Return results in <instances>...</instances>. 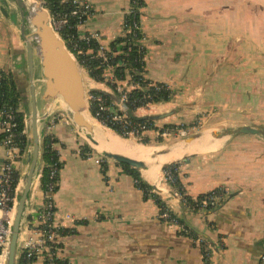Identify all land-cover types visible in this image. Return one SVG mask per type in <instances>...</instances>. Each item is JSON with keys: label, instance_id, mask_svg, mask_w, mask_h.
<instances>
[{"label": "crops", "instance_id": "obj_1", "mask_svg": "<svg viewBox=\"0 0 264 264\" xmlns=\"http://www.w3.org/2000/svg\"><path fill=\"white\" fill-rule=\"evenodd\" d=\"M88 1L92 11L80 28L95 32L97 40L111 49L110 42L124 35L123 19L129 0ZM142 1L139 21L145 46L143 74L169 84L173 95L168 101L152 102L135 111L166 113L154 119L162 127L166 124L167 128H175L182 123L190 128L200 126L201 130L212 128L197 140L205 149L187 151L167 162H180L179 178L191 196L217 186H222L227 196L219 208L204 215L185 209L180 196L163 180L161 163L150 170L158 163L156 157L144 168H136L139 177L155 188L189 227L215 243L210 264H264V78L257 68H249L259 57L264 66L259 49L264 43V0ZM0 6V70L9 73L20 90L22 99L17 106L23 112L27 139L16 162L19 187L30 166L27 152L32 147L31 103L27 96L30 79L19 9L13 0L6 4L0 0ZM244 43L256 47L260 54L242 53L239 46ZM36 64L38 74L33 75V81L40 143L47 132H52L61 162L52 194L56 219L67 228L59 238L60 264H206L199 245L158 216L160 206L136 184L129 168L107 156L97 163L82 150V143L87 141L66 119L62 103L42 99V68L39 62ZM89 81L112 91L103 82ZM225 82L234 83L236 89L226 92ZM53 117L56 119L49 129ZM242 125L260 131L242 132L238 130ZM96 130L100 132L98 124L94 135ZM146 136L150 140L165 138L152 129ZM96 137L103 141L99 147L118 151L107 147L105 138ZM116 139L124 140L117 134ZM176 140L162 145H172ZM90 152L101 155L93 148ZM3 153L0 144V162ZM43 200V190L35 183L26 209L41 207ZM66 214L71 217L66 218ZM32 264L46 263L37 257Z\"/></svg>", "mask_w": 264, "mask_h": 264}, {"label": "built area", "instance_id": "obj_2", "mask_svg": "<svg viewBox=\"0 0 264 264\" xmlns=\"http://www.w3.org/2000/svg\"><path fill=\"white\" fill-rule=\"evenodd\" d=\"M43 2V0H40L42 5ZM72 3L73 7L69 11L63 12L59 17L52 18L51 16L52 25L58 32L67 24L70 16L76 18V34L75 36L72 34L73 39L71 41L72 48H75L76 52H81V49L78 48L79 40H88L89 38H93L97 41L98 46L95 53L93 55L91 54V56L99 57L103 65L102 76L104 79L99 82H103L104 84H106V82L114 84L113 90L119 96L122 103H126L128 101L130 91L135 88H139L142 90L145 104L136 107L134 109L136 110L139 107L152 103L151 100H148V98H150V93L148 92L149 87H154V89L157 90L159 88V82H161L170 88L169 84L166 82L149 79L144 74V82H140L138 79L134 80L133 70L136 69L131 66H126L123 70V76L117 77L113 66L107 62L109 58L108 54L112 53L111 49L97 40V34L95 32H85L80 28L92 11L90 2L88 0H72ZM140 7V0H129V6L124 12L123 31L124 34L127 33L134 42L139 44L140 49L144 52L142 57L144 58L145 46L142 43L143 36L140 27L139 15L138 18L132 16L136 10L140 12ZM127 15L131 16V20L128 23L125 21V17ZM129 49L130 47H127V50ZM86 52H92V49L88 48ZM79 65L87 72L84 66L80 63ZM85 99L88 108L93 106L94 102H97L98 106L96 115L102 117L99 119L96 115L93 116L104 125H106V121L116 124L121 130L120 132H116L121 136H132L140 139L146 136V132L148 130L152 129L158 136L165 137L175 130L180 133H185V130L190 128L188 126H182L183 128H167L156 125L155 121L152 126H149L147 122H135L123 111L120 105H116L113 102L109 103L100 94H94L88 89L85 93ZM16 110H18V106L15 108L12 106L0 108V124L2 133L0 144L4 148L3 158L0 162V264H4L8 244V234L16 202L18 189L16 162L24 152V149L21 147L18 140L17 121L15 117ZM104 110H107L108 113L103 115ZM55 119L56 118L53 117L50 120L49 129L55 122ZM66 119L70 120L69 117ZM47 136L51 138L53 136L52 132H47ZM53 143L54 142H51V147H54ZM87 155L97 163L103 162L104 157L102 155L93 154L92 152H88ZM167 164L169 165L163 169V180L170 185L180 176V162L174 160ZM57 171L58 168L56 164L49 166L48 180L44 187L41 186L40 182L41 172L38 174L36 184L42 188L44 200L41 207L31 208L27 211L24 234L21 236L20 241L17 264H32L33 259L37 257H42L46 264H56L54 260L59 259L57 255L58 248L60 246L59 238L64 225L56 219V208L52 197L57 182ZM135 181L137 182L136 179ZM217 187H220L221 192L219 190L217 192L215 187L204 192L200 198H197L198 200H196V197L193 196L196 203L192 205V208L204 215H207L208 211L211 209L214 210L219 208L223 204L221 197L223 196L224 198L226 191L222 186ZM174 191L181 196L178 191ZM149 192H156V190L152 187L149 189ZM158 216L169 226L176 227L180 233L189 235L192 240L199 245L204 262L206 264H210L215 248V243L213 241L202 233L194 231L186 224V222L182 220L180 216L172 212L166 204L159 208ZM65 217L70 218L71 216L66 214Z\"/></svg>", "mask_w": 264, "mask_h": 264}, {"label": "water", "instance_id": "obj_3", "mask_svg": "<svg viewBox=\"0 0 264 264\" xmlns=\"http://www.w3.org/2000/svg\"><path fill=\"white\" fill-rule=\"evenodd\" d=\"M2 1L5 4L7 3V0ZM13 1L18 7L21 15L20 32L26 45L31 103V112L29 114V141L32 147L31 150L27 152V158L30 160L29 169L21 179V185L17 189L4 264H17L18 262L21 234L25 228L28 211L26 209V201L41 170V143L37 125L38 112L36 107L37 97L36 86L33 81L34 64L36 61L41 64L42 68L44 82L41 91L42 99L47 100L51 98L53 100H59L65 107L72 124L79 132L87 131L89 133L85 138L90 141L95 151L102 156L112 157L137 169H142L146 165L145 160L141 157H134L102 148L99 149L94 146V144L98 143V138H96L93 133L96 119L90 112L85 99L86 88L88 90H98L109 95L113 99V102L116 105H120L123 111L133 119H156L166 115V113L138 114L134 109L127 106L126 103H122L119 96L113 90L108 91L104 88L94 86L93 83L89 81L93 78L80 67L75 56L66 46L64 39L53 27L48 9L40 2L37 3L35 8L31 9L28 7L25 0ZM0 7L2 8L3 6ZM29 24L33 27L31 30L29 29ZM104 128L108 129L106 126H104ZM211 129L210 127H206L201 131L192 132L188 136L178 138L172 145H161L159 146L158 153L166 154L172 150L173 147L183 149V154L187 151H192L190 149L192 146H196L197 140L209 133ZM238 130L252 133L260 131V129L248 125H242ZM119 137H121V135ZM121 138L127 139L124 136ZM180 156L181 155L177 157ZM167 163H169L167 160L161 162L162 166ZM179 204L181 205V203Z\"/></svg>", "mask_w": 264, "mask_h": 264}, {"label": "trees", "instance_id": "obj_4", "mask_svg": "<svg viewBox=\"0 0 264 264\" xmlns=\"http://www.w3.org/2000/svg\"><path fill=\"white\" fill-rule=\"evenodd\" d=\"M43 5L48 9L50 16L53 17H59L63 12L69 11L73 7L72 0H43ZM141 5L143 3L142 0H140ZM140 12L136 10L134 12V17L138 18V15ZM131 16L127 15L125 17L126 23L130 22ZM76 18L70 16L67 24L61 28L58 32L61 35V37L64 39L66 46L74 53L76 59L78 62L84 66L88 72V74L97 81H102L104 78L102 76L103 71V65L101 63V59L93 55L96 51V48L98 46L97 41L93 38H89L88 40H79L78 41V48L81 49V52H76L75 48H72L71 41L73 39L72 34L75 36L76 34ZM111 51H114L109 55V58L107 62L113 66L114 72L117 77H122L123 70L126 66L134 67L136 70H133V79H138L140 82H144L143 79V69H144V60H143V50L140 49L139 44L137 42H134L130 36L125 33L123 36H117L115 39H113L110 42ZM127 47H130L129 50H127ZM88 48L92 49V52H86ZM147 80V79H146ZM106 85H108L112 90L114 89V84L106 82ZM114 91V90H113ZM94 94H100L107 102L111 103L113 102V99L107 95L104 94L98 90H91ZM148 92L150 93V98L148 100H151L152 102H158V101H168L172 98L173 95V89L165 86V84L159 82V88L156 90L154 87H149ZM22 99L20 90L16 86L15 80L12 76H10L9 73H6L2 70H0V108L2 107H16L18 103H20V100ZM114 103V102H113ZM145 104V99L143 98L142 90L139 88H135L134 90L129 92V98L126 102V105L129 106L131 109H135L136 107ZM97 102L93 103V106L89 107L90 112L92 115H96L97 110ZM108 113L107 110L103 111V115ZM15 117L17 121V129H18V140L20 142L21 147L24 149L27 144L26 135L23 132L24 128V120H23V112L20 110L15 111ZM99 119L102 116H97ZM133 119V118H132ZM135 122H147L149 126H152L154 123V119H140L136 120L133 119ZM105 124L114 129L117 132H120V128L113 124L110 121H106ZM168 125V124H167ZM166 124H163V127H165ZM22 131V132H21ZM2 137V133L0 134V138ZM145 137V136H144ZM143 142L147 141V138H142ZM56 141V138L52 136L51 138L49 136H44L42 143H41V159L44 161L41 164V177L40 182L41 186L44 187L47 180H48V173H49V166L52 164H56L57 168L60 167V160L58 159V153L57 150L54 147H51V142ZM147 143V142H144ZM82 150L85 152H90L92 147L88 142L82 143ZM125 167L129 168L130 171L133 173L135 179L137 180L136 184L146 193H150L156 203L162 207L165 205L164 201L160 198L157 192H149V189L152 188V186L144 181H142L139 177V173L136 168L132 167L131 165L120 162ZM169 164H166L163 166V169H165ZM58 178V171L56 175V181ZM57 184V182H56ZM174 190L178 191L181 196L180 200L182 201L185 209L190 211H195L194 208H192V205L196 203L193 196L188 194L185 190L184 185L181 183L180 179L177 178L174 183L170 184ZM57 188V185L55 186V189ZM215 190L218 192V190L221 192L220 187H216ZM204 193H200L196 195L197 198L201 197ZM227 196V194L224 196V198ZM223 196L221 197L223 201ZM208 211V210H207ZM183 220V219H182ZM67 228H62L61 234H63L66 231ZM56 264L62 263L61 260L55 259L54 260Z\"/></svg>", "mask_w": 264, "mask_h": 264}, {"label": "bare ground", "instance_id": "obj_5", "mask_svg": "<svg viewBox=\"0 0 264 264\" xmlns=\"http://www.w3.org/2000/svg\"><path fill=\"white\" fill-rule=\"evenodd\" d=\"M25 2L28 4V7L31 8V9L35 8L36 5H37V3L34 0H25ZM96 122L97 121L94 122V128L98 124V129H99L100 132H98L96 130V134L94 136L96 137L98 135V137H100L101 139L105 138V140H104L105 142L104 143H105V145H107V147H111V148L117 149L118 150L117 152L124 153V154L130 155V156L141 157V158H143L145 160L149 159V158L150 159L152 158V152L154 150L153 146H151V145H133V144H131L129 142V140L126 141V139L118 141L116 139V134L114 132L110 131L109 129L104 128V126H102L101 123H99V122H97V124H96ZM100 143H103V141H101L98 138V143L94 144V146H96L99 149L102 148V149L110 150V149L105 148V147H99L101 145ZM196 144H197V142H196ZM196 148L205 149L206 147H205V145L197 144L196 146H192L190 150H194ZM111 151H113V150H111ZM182 153H183V149L178 148V147H173L172 150H170L166 154H158L156 156V159L158 160V163L152 164L151 166L149 165L150 166L149 168H150V170H156L157 167L160 165V163L162 161H164V160H167V161L172 160V158H174L176 156H179Z\"/></svg>", "mask_w": 264, "mask_h": 264}, {"label": "rangeland", "instance_id": "obj_6", "mask_svg": "<svg viewBox=\"0 0 264 264\" xmlns=\"http://www.w3.org/2000/svg\"><path fill=\"white\" fill-rule=\"evenodd\" d=\"M36 3H38V1L37 0H34ZM39 2H40V0H39ZM260 12L261 10H256V12ZM257 15H260V17L261 18H263L262 17V15L263 14H257ZM33 27L29 24V29L31 30ZM261 29V28H260ZM259 32V31H258ZM247 43V42H246ZM261 44V46H260V48L259 49H261V54L262 55H264V43H260ZM257 46H258V44H257ZM239 49H240V51H242V53H248V54H256V55H258V54H260V52L258 53L257 52V49H256V47L255 48H253L250 44H249V47L248 46H245V43L244 44H241L240 46H239ZM262 61H263V59H262V57H259V59H255V61H253V63H250V65H249V68H251L252 70L254 69V68H257V73H260V77H261V79L262 78H264L263 77V75H262V69L264 68V66L262 65ZM36 63V62H35ZM38 64H36L35 66H34V70H36L37 72H34V77H36L37 76V74H38ZM250 69V70H251ZM236 89V85L234 84V83H232V82H225V91L226 92H229L230 90H235ZM86 90H87V88H86ZM29 94L27 93V96H28ZM245 97H246V99H247V96L245 95ZM245 97H244V99H245ZM263 100H264V96H263ZM39 105V104H38ZM27 112H29V102H28V105H27ZM96 119V118H95ZM96 121L97 122H99V123H101L98 119H96ZM102 124V123H101ZM197 125H199L198 123H196ZM102 125H104V124H102ZM104 126H106V125H104ZM182 126H184V127H186L184 124L182 125V123L180 124V125H178V127L177 128H179V127H181V128H183ZM110 131H112V132H114L115 134H117V135H119L120 136V134H118L116 131H114L112 128H110V127H108V126H106ZM198 129H200V126H195V127H193V128H187L185 131V133H180V132H178L177 130H175V131H173L172 132V134L173 135H171V134H169V135H167V136H165V138H162L161 140H157L156 138L155 139H151L150 140V138L148 137V136H145V137H142V138H147V141H144V142H147V143H144L143 142V140H142V138H140V139H138V138H135V137H132V136H127V137H125V138H127L129 141H132V142H134V143H140V144H144V145H151V146H153L154 147V150H153V152H152V158H154V157H156V154L158 153V149H159V146H161L162 144H171L172 142H174L176 139H178V138H181V137H183V136H188L189 134H191L192 133V130L194 131L195 130V132L196 131H201V129L200 130H198ZM184 130V129H183ZM81 134H83V136H84V138H85V136L86 135H88L89 133L87 132V131H82V132H80ZM122 137V136H121ZM86 139V141L91 145V143H90V141L89 140H87V138H85ZM124 139V138H123ZM158 141H160L159 143H158ZM92 147V146H91ZM93 148V147H92ZM93 150H95L94 148H93ZM194 150H201L200 148H196V149H194ZM152 158L150 159H144L145 161H146V163H149V161H151L152 160Z\"/></svg>", "mask_w": 264, "mask_h": 264}]
</instances>
